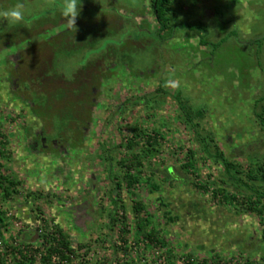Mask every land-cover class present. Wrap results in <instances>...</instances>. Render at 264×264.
Wrapping results in <instances>:
<instances>
[{
    "label": "rangeland",
    "instance_id": "obj_1",
    "mask_svg": "<svg viewBox=\"0 0 264 264\" xmlns=\"http://www.w3.org/2000/svg\"><path fill=\"white\" fill-rule=\"evenodd\" d=\"M171 1V36L160 40L148 35L143 41L147 47L132 55L133 67L149 68L150 48L154 71L138 75L137 68L128 70L122 63L111 66L95 93L90 120L67 130L51 123L52 114H34L21 96L27 95L23 82L31 84L29 78L45 60L51 63L54 51L47 43L59 45L65 37L62 32H71L69 42H75L78 32V46L94 40L97 33L115 32L105 37L118 39L125 33L133 37L137 25L141 31H153L158 25L151 1L78 0L75 32L66 28L56 7L59 0H22L26 18L52 19L38 30L24 31L28 25L22 23L18 30L6 31L0 23V122L9 151V157L1 160L21 181L18 194L0 199L3 264L15 260L12 251L17 246L43 252V236L49 232L46 224H58L76 253L69 262L54 256L51 262L56 264H187L188 253L199 260L220 255L231 263L248 257L254 264H264L258 218L236 200L224 199L235 185L223 165L202 150L172 97L180 91L189 107L201 110V133L210 132L225 157L241 170L264 163V129L254 115L264 96V71L259 65L264 64V49L249 42L263 38L264 46V0H238L231 7V0ZM195 22L204 24L206 31L182 27ZM231 30L237 36L228 37L213 53L209 45L199 42L201 35L207 42H216ZM84 50L60 55L54 65L72 76ZM55 104L62 106L60 101ZM119 104L122 111L116 109ZM135 125L157 139L158 151L145 157L146 171L157 187L141 183L135 190L145 204L143 216L166 242L162 247L135 229L129 192L112 194L123 200L125 210L116 211L110 201L109 164L99 146L105 142L113 158H119L123 148L116 145L131 136ZM55 135L67 138V143L46 139ZM190 150L193 164L184 167ZM169 166L179 178L167 176ZM253 184L264 186L262 181ZM221 187L226 189L224 195L212 193ZM111 215L118 220L115 224L109 220ZM240 253L242 257L232 258ZM40 256L34 255L36 263Z\"/></svg>",
    "mask_w": 264,
    "mask_h": 264
},
{
    "label": "trees",
    "instance_id": "obj_2",
    "mask_svg": "<svg viewBox=\"0 0 264 264\" xmlns=\"http://www.w3.org/2000/svg\"><path fill=\"white\" fill-rule=\"evenodd\" d=\"M150 1L151 12L158 25L153 31H141L142 26L138 25L133 29V31H135L133 37H131L129 33H127V35H125V33L123 37L118 39H107L105 37V35L107 36L108 34L116 35L117 33L115 32H103L101 36L97 33L94 40H90L84 45L78 46L76 44L77 39H79L78 32L74 39L75 42H73V40L72 42L68 41L67 35L71 32H62L65 37H62V39L60 38L59 45L55 42H48V47L52 46L51 50L54 51L53 57H51V63L45 60V64L42 65L41 69L36 71L35 74L29 78L31 84L23 82V88L27 95L21 96L25 103L31 106L34 114H52V116H50L51 123L60 130H67L71 125H77L76 127H79L90 120L91 107L96 103L95 93L99 89L100 82L105 77V72L110 69L111 66L113 67L116 64L122 63L126 65L128 70L137 68L138 70L135 71L138 75L150 74L153 72L155 66L153 60H151L153 51L151 52L149 47V68L146 66L142 68H138V66L133 67L134 61L132 55L139 53L140 49L147 47L143 41H147L148 35H150L149 37L151 38L155 36L160 40L171 36L173 33V26H171L172 18L169 15V8L172 1ZM231 1L229 7L235 5L238 0ZM0 2H5V4H0V8L5 9L18 2L23 3L22 0H0ZM37 17L38 19L33 20L28 26L24 27V31H35L47 25L48 22H52V19H49V17ZM53 21L54 24H52V26L57 25L58 18L56 20L53 19ZM0 23L6 27V31L8 29L16 31L22 26V23L16 25H10L6 21H0ZM99 24L93 25L98 27ZM182 25V27H187L189 30L206 31L204 24L201 22ZM230 36L236 37L237 32L231 30L226 36L220 38L216 42H207L201 35L199 42L209 45L213 53ZM262 41L263 38L257 37L249 42L250 45L260 50L261 48L264 49ZM80 49L85 50L83 51L81 60L77 63V69L72 76H65L58 70V67L54 65V59H57V57L59 58L60 55L71 56L78 52V50L80 51ZM259 65H262V70L264 71V64L259 62ZM158 89L161 90V88ZM172 97L177 102L178 108L181 111L182 122L194 130L196 137L201 141L202 150L213 158V160L223 165L227 177H229L233 185H235L234 187L237 190L234 188V191L230 193L229 197L224 196V199L228 200V198H230L236 200L237 203H240L246 210L256 215L261 227V240L264 243V186H254L253 184L255 181L264 182V163H253V166L249 170H241L238 163L225 157L223 151H221L214 136L210 132L201 133L199 123V119L202 117L201 110H194L189 107L184 98L181 97L180 91L175 92ZM58 101L62 103V106L59 108H57L55 104V102L57 103ZM258 101L262 103L258 109H255L254 115L260 127L264 129V96L259 98ZM121 106L122 104L117 105L116 109L122 111L123 107ZM53 109H55V111H53ZM84 113L87 114L86 121L82 118ZM46 139L54 143H59L61 141V143H67V138L64 139L61 135H55ZM5 141L2 122H0V199L2 201L11 199L15 194H18L21 184V181L11 173L10 169L1 160L9 157V151L5 148ZM156 144L157 139L155 136L148 134L143 126L135 125L131 128V136L125 138L124 141L116 145V147L123 148V152L119 158H113L109 146L105 142H102L99 147L103 153V160H106L109 164L107 177L112 183V187L110 188V201L113 204V209H116V211L117 209L125 210L123 200L116 197L113 198L112 196L114 192L118 193L120 190L125 189L132 196V210L136 221L134 224L136 227L135 229L138 233H141L143 238H148V240L154 241L158 246L162 247L165 246L166 242L157 236L155 228L149 226V219L143 216L142 213L145 211V204L135 190L136 186L141 183L146 184L150 189H155L157 187L156 183L151 180L150 175L147 173L145 165V157L158 151L155 146ZM211 147H213V150H210ZM193 155V151L190 150V154L187 155L190 160L187 158L186 163H183L184 167H189L193 164ZM173 169V166H169L165 169L167 176L173 179L179 178L177 175H174ZM240 174H242L243 177L242 175L240 176ZM198 187L202 186L200 185ZM225 191L226 189L221 187L212 193L214 195H224L226 193ZM124 218L125 216H122V219L119 220L121 224ZM109 220L112 224L118 221L114 215H111ZM3 221L4 212L0 211V225ZM124 227H126V225H124ZM46 229H48L49 232H46L43 236L45 246L43 252L37 249L26 251L21 249L20 246L14 247L12 254L15 260L10 264H56L51 262L52 258L56 255H58L60 260L71 261L72 257L76 256V253L70 237L58 224H46ZM0 236L3 237L1 230ZM5 253L6 252L2 253V257ZM37 253H40L41 256L40 261L36 263L34 255ZM2 257L0 258V264H3ZM186 257L188 259L187 264H254L248 257L244 258L242 262L236 263H231L230 261L232 260L227 261L220 255H215L211 259L205 258L199 260L193 257L192 253H188ZM234 257H242V255L240 253L232 256V258ZM122 264L129 263L124 262ZM132 264H134L133 261Z\"/></svg>",
    "mask_w": 264,
    "mask_h": 264
},
{
    "label": "clouds",
    "instance_id": "obj_3",
    "mask_svg": "<svg viewBox=\"0 0 264 264\" xmlns=\"http://www.w3.org/2000/svg\"><path fill=\"white\" fill-rule=\"evenodd\" d=\"M56 7L60 12L61 17L66 22V28L74 30L75 32L76 19L80 13V2L78 3V0H59ZM35 19H38V17L32 16L30 19L26 18L25 5L20 2L7 9H0V21H6L12 25L20 23L28 25Z\"/></svg>",
    "mask_w": 264,
    "mask_h": 264
},
{
    "label": "flooded vegetation",
    "instance_id": "obj_4",
    "mask_svg": "<svg viewBox=\"0 0 264 264\" xmlns=\"http://www.w3.org/2000/svg\"><path fill=\"white\" fill-rule=\"evenodd\" d=\"M138 26V25H137ZM142 29V28H141ZM144 29V28H143Z\"/></svg>",
    "mask_w": 264,
    "mask_h": 264
}]
</instances>
